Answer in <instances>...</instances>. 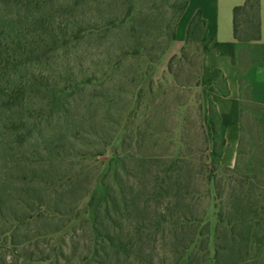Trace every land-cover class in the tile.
<instances>
[{
  "label": "trees",
  "instance_id": "trees-1",
  "mask_svg": "<svg viewBox=\"0 0 264 264\" xmlns=\"http://www.w3.org/2000/svg\"><path fill=\"white\" fill-rule=\"evenodd\" d=\"M122 1L127 6L122 19H109L90 30L79 29L70 39L79 41L88 31L103 32L105 36L122 26L135 12L128 0ZM30 2L0 0V6L4 10L24 11L27 15ZM188 2L184 0L178 8L169 42L175 39L177 19ZM26 15L24 18L28 20ZM14 19L5 12L0 15V83L4 87L0 98L5 101L7 112L18 111L32 99L46 102V97L34 88L35 84L46 88H56V85L41 73L23 77L22 72L49 61L69 43L66 37H53L41 45L29 41L25 32H14ZM233 24L234 36L239 43L259 42L261 0H246L236 7ZM209 42L205 21L198 14L190 24L185 47H197L199 65L201 52ZM141 48L137 46L130 52L137 55ZM184 49L182 59H185ZM127 54L129 52L123 51L111 65V71L103 77L108 79ZM95 81L98 78L90 77L83 83ZM214 81L225 94V81L219 72L215 73ZM78 85L74 84L73 92ZM45 108L50 117L66 112L65 108L55 111L48 104ZM210 115L213 143L205 153L206 161L200 166V172H194L181 156L163 159L142 157L139 153L128 155L136 160V168L148 172L151 179L147 184H140L137 192L132 188L134 196L130 200L119 172L114 175L115 189L105 183L107 174L96 172L94 164L104 156L112 137L97 138L91 124L85 134L67 129L72 128L67 125L63 133L55 135L53 142L40 145L44 154L19 160L12 154L11 164L26 166L28 170L14 178L8 163L3 164L2 176L6 181L3 185L0 183V264H262L264 188L256 182L258 177L250 173L259 168L251 154L246 155L249 162L245 165L242 158L235 168L220 165L221 150L225 145L224 130L216 122L213 108ZM41 126L39 115L30 114L17 124L23 134L2 147L10 152L13 144L28 143ZM4 129L5 135H9L8 129ZM99 146L102 149L95 151L94 148ZM103 163V167L108 164ZM241 170L246 173L239 174ZM122 171L126 172L124 164ZM197 176L203 177L208 188L206 194L213 193L215 197L214 226L206 212L199 214L194 208V196L199 190H191L190 186ZM12 179L17 186L13 194H6L1 187L9 186ZM96 184L103 187L104 197L97 198L93 191ZM85 200V219L73 225L74 216ZM132 207L138 217L130 232L128 220ZM150 209L154 211L153 219L147 217L146 212ZM41 245L44 246L42 249ZM169 245L170 253L166 251ZM133 251L139 252L140 259H131ZM156 258H159L158 262Z\"/></svg>",
  "mask_w": 264,
  "mask_h": 264
},
{
  "label": "rangeland",
  "instance_id": "rangeland-1",
  "mask_svg": "<svg viewBox=\"0 0 264 264\" xmlns=\"http://www.w3.org/2000/svg\"><path fill=\"white\" fill-rule=\"evenodd\" d=\"M30 1L27 15L24 11L19 12L14 8L4 10L1 6L0 15L3 12L11 14L12 18L16 19L13 23L14 32H25L29 35V41L41 45L47 44L53 37L58 39L66 37L69 38V43L56 52L49 61L22 72L23 77L30 73L36 75L41 73L56 85V88H46L39 83L35 84L34 88L46 97V102L32 99L18 111L7 112L4 107L5 101L0 98L1 185L6 181L2 176L5 161L8 163L7 167H11L14 178L28 170L26 166L12 165L10 162L12 154L19 160L42 153L40 145L53 142L55 135L63 133L67 125L72 127L67 129L85 134L88 125L91 124L97 138L112 137L104 156L98 158L99 162L94 164V167L97 168L96 172L107 174L105 183L110 184L113 189L117 187L114 175L119 172L124 179L129 200L134 196L132 188L134 192L136 188L137 192L140 184H147L151 180L148 172L136 168V160L130 159L129 154L139 153L142 157L163 159L181 156L190 163V168L194 172H200V166L206 161L205 153L211 142L205 130L202 99L198 89L200 65L197 47L195 45L185 47L183 53L185 59L181 56L180 60L169 62L168 70L172 74L173 82H168L165 76L156 78L154 72L168 46L178 8L184 0H128V5L135 12L122 26L105 36L103 32L88 31L79 41L70 39L77 30H90L105 24L109 19H122L126 4L122 0ZM25 15L28 20H25ZM137 46L143 48L139 54L134 55L130 50ZM123 51L129 54L121 60L119 67L108 79L104 78V73L111 71V65ZM258 54V50H249L247 62L251 64L257 61ZM90 77L98 78L99 82L84 84L83 81ZM76 83L79 85L73 92ZM1 88L4 87L0 83V91ZM47 104L55 111L65 108L66 112L62 116L50 117L45 110ZM246 104L247 107L251 106L249 102ZM30 114L39 115L41 128L35 131L33 139L28 143L13 144L10 152H7L2 145L23 134V130L18 128L17 124ZM4 128L8 129L9 135H5ZM220 135L219 133L218 142ZM247 141L249 145L250 142H260L258 139ZM252 143L246 148L247 151L252 150ZM95 149L102 148L99 146ZM255 149H257L254 156L255 165L259 169L250 173L258 177L259 180L256 182L264 188V152L260 148ZM242 159L244 165L249 162L247 157ZM121 160L125 166V173L122 171ZM103 162L108 164L103 167ZM36 169L40 170L38 167ZM238 172L246 173L242 170ZM202 179V176H197L190 186L191 190H199V194L194 196V208L199 214L206 212L207 218L214 226L215 197L213 193L206 194L208 188ZM13 180L9 181L11 184L6 188L1 187L6 194L14 193L17 182ZM93 191L97 198L105 195L100 184H96ZM85 203L86 200L75 214L73 225L85 219L83 212ZM129 212L128 223L131 232L138 214L133 207ZM146 213L148 218H154L153 209ZM43 247L40 246L41 249ZM166 251H171L170 245ZM139 256L137 251L131 253L133 260L140 259ZM155 261L158 262L159 258Z\"/></svg>",
  "mask_w": 264,
  "mask_h": 264
},
{
  "label": "crops",
  "instance_id": "crops-1",
  "mask_svg": "<svg viewBox=\"0 0 264 264\" xmlns=\"http://www.w3.org/2000/svg\"><path fill=\"white\" fill-rule=\"evenodd\" d=\"M246 0H189L185 11L177 19L175 39L168 43L156 70V78L165 76L173 82L168 64L180 60L192 20L201 14L206 24L209 46L201 52L199 94L202 101L207 137L213 143L210 109L224 130L225 145L220 165L235 168L240 158L256 155L255 148L264 152V0H261V40L239 43L234 36L233 10ZM258 50V60L249 64L248 51ZM219 72L225 81L224 94L214 81ZM160 73V75H159ZM247 102L251 104L247 107ZM251 141L252 150L247 151Z\"/></svg>",
  "mask_w": 264,
  "mask_h": 264
}]
</instances>
